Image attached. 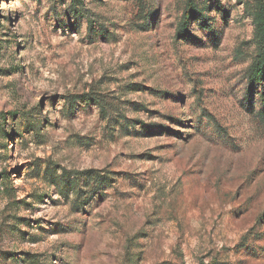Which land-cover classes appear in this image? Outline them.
<instances>
[{"label": "rangeland", "instance_id": "obj_1", "mask_svg": "<svg viewBox=\"0 0 264 264\" xmlns=\"http://www.w3.org/2000/svg\"><path fill=\"white\" fill-rule=\"evenodd\" d=\"M264 0H0V264H264Z\"/></svg>", "mask_w": 264, "mask_h": 264}, {"label": "trees", "instance_id": "obj_2", "mask_svg": "<svg viewBox=\"0 0 264 264\" xmlns=\"http://www.w3.org/2000/svg\"><path fill=\"white\" fill-rule=\"evenodd\" d=\"M254 23L260 50L253 66V82L262 83L264 81V4L259 7Z\"/></svg>", "mask_w": 264, "mask_h": 264}]
</instances>
